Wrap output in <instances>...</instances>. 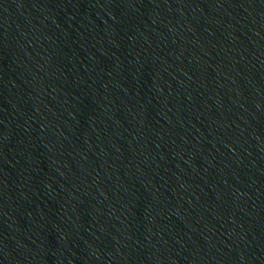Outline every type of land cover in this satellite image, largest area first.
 Listing matches in <instances>:
<instances>
[{
    "label": "water",
    "instance_id": "95a60500",
    "mask_svg": "<svg viewBox=\"0 0 264 264\" xmlns=\"http://www.w3.org/2000/svg\"><path fill=\"white\" fill-rule=\"evenodd\" d=\"M0 213L32 264H264V0H0Z\"/></svg>",
    "mask_w": 264,
    "mask_h": 264
}]
</instances>
